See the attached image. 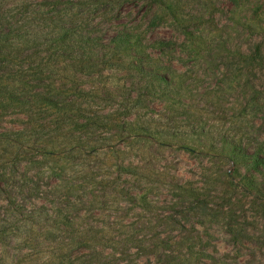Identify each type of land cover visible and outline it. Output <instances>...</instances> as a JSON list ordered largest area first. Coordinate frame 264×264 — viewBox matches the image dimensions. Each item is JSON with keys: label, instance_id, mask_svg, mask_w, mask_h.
I'll list each match as a JSON object with an SVG mask.
<instances>
[{"label": "rangeland", "instance_id": "rangeland-1", "mask_svg": "<svg viewBox=\"0 0 264 264\" xmlns=\"http://www.w3.org/2000/svg\"><path fill=\"white\" fill-rule=\"evenodd\" d=\"M66 13L106 46L139 30L179 88L151 101L133 73L75 71L57 87L90 119L0 110V264H264V166L227 155L264 162V0H0L3 25ZM137 116L175 138L130 133Z\"/></svg>", "mask_w": 264, "mask_h": 264}, {"label": "trees", "instance_id": "trees-1", "mask_svg": "<svg viewBox=\"0 0 264 264\" xmlns=\"http://www.w3.org/2000/svg\"><path fill=\"white\" fill-rule=\"evenodd\" d=\"M92 2L98 3V0ZM168 8L174 22L180 23L174 29L181 32L179 6L170 4ZM160 9L156 19L167 12V9ZM36 21L0 24V110L5 114L11 111L23 114L34 112L46 119L48 112L52 111L67 117L75 115L90 119L71 99L69 90L57 87L63 76H67L66 73L75 71L85 75L95 74L98 69L133 73L141 77L140 88L148 92L151 101L175 97L179 82H175L172 68L152 63V58L147 54L148 45L139 30L124 28L116 32L109 46H106L104 33L97 30V23L77 19L71 13L56 20H42L40 24H36ZM156 44L161 47L174 45L164 40H157ZM131 97L132 107H145L144 103L147 102L141 93ZM138 120V116L134 121L128 120L130 133L143 132L167 140L175 138L169 130L144 127ZM23 135L24 132H15L8 134L7 138L19 139ZM201 136L209 140L204 133L197 138ZM227 155L234 163L248 170L259 172L260 166H264L256 155H248L237 146L232 145Z\"/></svg>", "mask_w": 264, "mask_h": 264}]
</instances>
